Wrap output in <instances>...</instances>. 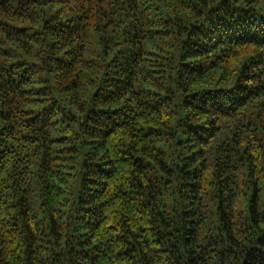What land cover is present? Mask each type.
I'll list each match as a JSON object with an SVG mask.
<instances>
[{
    "label": "trees",
    "instance_id": "obj_1",
    "mask_svg": "<svg viewBox=\"0 0 264 264\" xmlns=\"http://www.w3.org/2000/svg\"><path fill=\"white\" fill-rule=\"evenodd\" d=\"M0 264H264V0H0Z\"/></svg>",
    "mask_w": 264,
    "mask_h": 264
}]
</instances>
